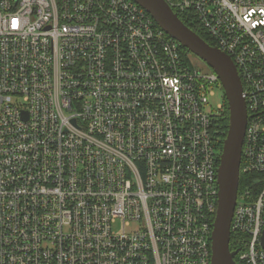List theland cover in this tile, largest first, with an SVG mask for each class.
Returning a JSON list of instances; mask_svg holds the SVG:
<instances>
[{"label": "built area", "instance_id": "built-area-1", "mask_svg": "<svg viewBox=\"0 0 264 264\" xmlns=\"http://www.w3.org/2000/svg\"><path fill=\"white\" fill-rule=\"evenodd\" d=\"M165 2L240 77L231 250L264 264V0ZM181 48L134 0H0V264H211L223 102Z\"/></svg>", "mask_w": 264, "mask_h": 264}, {"label": "water", "instance_id": "water-1", "mask_svg": "<svg viewBox=\"0 0 264 264\" xmlns=\"http://www.w3.org/2000/svg\"><path fill=\"white\" fill-rule=\"evenodd\" d=\"M170 37L201 60L218 77L228 107V128L222 141L217 168L218 195L211 232V264H236L231 250L230 222L236 202L241 149L246 124L242 83L232 60L208 44L182 22L165 0H134ZM264 246V232L262 235Z\"/></svg>", "mask_w": 264, "mask_h": 264}, {"label": "trees", "instance_id": "trees-1", "mask_svg": "<svg viewBox=\"0 0 264 264\" xmlns=\"http://www.w3.org/2000/svg\"><path fill=\"white\" fill-rule=\"evenodd\" d=\"M179 18L182 20V22L184 24H186L188 27H190L194 32H196L208 44L213 45V42L211 41L210 37L198 25V23H196V21H192L190 19H186L183 15H180V14H179ZM181 52H182V55L187 59V61H188V59L193 60V63L195 64V66L202 65L203 68H205L206 70H210L201 60H199L197 57H195L193 54H191L185 48L182 47L181 48ZM219 87H220V89H222L221 86H219ZM217 123H218L217 126H219V129L221 130V133H220L221 135H220V138H219V141H218V144H217V148H218L219 151H221L222 141H223V139H224V137L226 135L227 128H228V107H227V102H226L225 97L223 99V109H222L221 115H220ZM253 178H254V175L247 176V175L241 174L240 178H239V185H238L239 191L241 190V188L244 186L245 183L251 182ZM229 246H230V249H237V246H235V244L233 242V237L230 240Z\"/></svg>", "mask_w": 264, "mask_h": 264}, {"label": "rangeland", "instance_id": "rangeland-1", "mask_svg": "<svg viewBox=\"0 0 264 264\" xmlns=\"http://www.w3.org/2000/svg\"><path fill=\"white\" fill-rule=\"evenodd\" d=\"M200 66H202V65H200ZM213 91H214V95L209 96V98H208V108H211V109H214L215 110L216 107H217V105L219 103H222L223 102L224 93H223L222 89H220V87H218V85H216L214 87ZM118 225H116L115 228L118 227Z\"/></svg>", "mask_w": 264, "mask_h": 264}]
</instances>
